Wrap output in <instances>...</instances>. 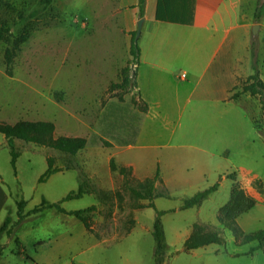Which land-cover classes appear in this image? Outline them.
<instances>
[{"label":"rangeland","instance_id":"obj_1","mask_svg":"<svg viewBox=\"0 0 264 264\" xmlns=\"http://www.w3.org/2000/svg\"><path fill=\"white\" fill-rule=\"evenodd\" d=\"M258 1L252 0L255 8ZM262 18L264 20V11ZM118 22L113 3L107 0H55L43 10L38 0H0V23L9 28L6 36L0 39V121L49 120L55 124V136L89 137L94 128V131L98 129L97 119L104 110L103 105L109 100H117L119 95V91H109L110 84L121 81L123 67L130 66L131 71L136 67L129 52L132 32L126 39ZM263 36L264 28L259 37ZM253 41V49L259 46V60L262 61L264 47L258 45L256 39ZM7 47L15 50L10 75L6 73L5 66ZM170 67L175 83L185 84L188 78H180L184 70L175 62ZM185 73L190 75V72ZM243 86L241 84V90ZM133 93L136 94V89L122 93L126 102ZM256 95L260 100V95ZM232 105L235 106L234 111L245 117L216 123L206 115L196 116L186 111L176 122V130L186 134L189 141H194V137L201 132H210L212 127H215L214 131L228 135L231 140L229 152L216 154L210 169L221 161L226 165L231 162L232 167L239 166L229 171L238 176L244 175L251 186L262 193V203L264 137L262 142L250 115H254L264 129V112L256 98L241 97ZM1 140L4 141L2 133ZM14 143L18 152L15 168L10 162L7 142L0 143V178L3 181L0 185L2 189L7 188L15 199L10 206L11 220L18 219V200L25 198L23 209L28 212L45 198L46 201H57L55 203L59 207L79 211V217L87 226L97 220L99 224L109 223L113 228L105 229L104 233L100 232L103 229L93 228L90 233H85L75 215H70L74 221L71 224L62 214L52 215L51 209L45 207L27 215L19 225L14 223L12 234L0 233V264H25L26 260H29L27 264H33L37 249H47L49 240L54 239L61 262L64 258L68 260L76 251H82L81 257L91 253L97 258L93 264H127L126 260L129 264H157L152 233L156 217H159L165 232L166 247L160 256L161 264H264L261 249L250 252L256 242H239L234 232L221 224L220 209L230 200L232 182L222 176L223 172L218 174L219 168L208 175L212 183L219 185L218 189L199 207L183 208L182 198L207 187L205 179L171 186V197L163 196L162 185L159 182L155 185L156 178L136 183L129 181L127 175L124 183L115 186V193L100 186V190H94L96 183L84 178L83 149L76 155H68L61 150L24 140L16 139ZM97 145L104 146L101 143ZM48 156L53 159V164L74 163L75 166L64 171L61 167L56 171L58 173L54 172L40 182L38 178L48 167ZM209 159V155L203 154L202 160L206 165ZM197 161V154L190 152L182 162L190 163L195 172ZM109 165L115 166L111 167L113 170L118 169L114 157L109 159ZM89 188L93 191L89 192ZM79 189L80 196L65 199L67 194ZM238 189L245 195L243 189ZM66 190L70 191L65 194ZM152 192L158 197L150 198ZM245 196L248 197V204L258 201L250 193ZM150 201L154 206L150 205ZM261 203L254 207L253 214H264ZM158 212L161 214L158 215ZM198 221L210 229H217L223 241L186 250L184 242L192 225ZM203 229L206 231V228ZM248 229H264V224L253 221ZM70 240L82 244L76 243L68 248ZM98 242L100 246L95 244ZM21 249L23 252L17 253ZM25 255L31 258L22 257ZM79 257L75 256V264H78Z\"/></svg>","mask_w":264,"mask_h":264},{"label":"crops","instance_id":"obj_2","mask_svg":"<svg viewBox=\"0 0 264 264\" xmlns=\"http://www.w3.org/2000/svg\"><path fill=\"white\" fill-rule=\"evenodd\" d=\"M107 1L113 3V9L119 18L118 23L126 39L129 38L130 32L136 30L138 20L143 18L138 37L139 54L135 72L137 90L140 97L147 102L148 109L142 114L139 135L134 144L112 146L90 144L83 148L86 166L84 178L88 182L92 180L96 183L94 190H100V186L106 191L112 190L113 193H115L113 190L116 185L125 182V175L129 181L136 183L156 178L155 185L158 182L162 185L163 193H165L163 196L171 197V186L204 179L207 187L213 185L208 175L219 168L218 174L223 172V177L230 178L232 187L237 185L243 189L245 195L250 193L258 200L255 205L235 218V222L245 233L254 232L248 229L253 221H262L264 224V214H253L254 207L263 200L262 193L255 190L244 175L238 176L235 172L229 171L231 168L239 167L237 165L232 167L231 162L226 165V162L221 161L215 164L214 169H210L216 154L229 152L230 137L214 131L215 127H212L210 132H201L194 137V141H189L190 138L186 134L177 132L176 122L186 111L196 116L206 115L209 120L216 123L232 119L241 120L245 115L234 111L235 106L232 105L241 97L256 98L259 107H262L258 95H251L241 90V84H247L248 78L255 69L264 83V57L262 61L259 60V46L253 49L255 45L253 39L258 41V45L264 47V36L259 37L264 28V20L262 17L258 21L255 19V4L252 0H159L162 8L164 5L173 10V12L169 11L172 17H180L176 11L184 10L185 21L180 22L174 19L168 21L157 18L158 0H145L143 16L139 14L138 0ZM255 24L259 28L256 33H253L252 27ZM173 62L184 70L180 78H188L185 84L178 85L173 80L170 67ZM185 71L190 72V75ZM203 106L205 111L202 112ZM215 110H217L216 113ZM250 116L256 126L257 119L254 115ZM94 130L95 128L93 132ZM257 132L260 133L258 135L263 142L264 133L259 129ZM246 136L247 133L245 134L247 142ZM4 141L7 142L5 136ZM4 141L1 140L0 143L3 144ZM190 152L197 154L198 168L195 172L190 163L182 162L187 159ZM203 154L210 156L207 165L202 160ZM111 157H114L118 169L121 167L125 169L123 173H120L118 169H111L109 165ZM71 166L75 164L60 165L57 162L53 164V167H62V171ZM2 182L0 178V183ZM239 185H242V188ZM93 189L89 188V192ZM69 191L64 192L67 194ZM149 197L158 196L152 192ZM183 199L184 197L182 201ZM13 201L15 199L10 191L7 188L5 190L4 187L2 189L0 185V225L7 215L10 216V206ZM47 202L57 201L47 200ZM261 206L264 208V202ZM45 207L51 209L52 215L62 214L67 222L73 224L74 221L70 215H75L73 213L75 210L63 206L60 207L61 209L56 206ZM75 217L81 222L85 233H90L93 228L103 229L100 231L103 233L105 229L113 228L109 223L102 225L97 220L87 226L81 217L77 215ZM15 221L12 220V222ZM198 223L203 222L198 221ZM70 241L68 248L76 243L82 244L75 240ZM95 244L100 246L99 242ZM46 247L47 249L41 247L37 249L33 264H75V256H80L77 260L78 264H93V261L97 259L91 253L81 257L82 251H76L68 260L64 258L61 262L58 257L56 239L49 240ZM21 252H23L22 249L17 251V253ZM22 257L29 259L30 255ZM24 263H29V260ZM126 263L130 262L126 260Z\"/></svg>","mask_w":264,"mask_h":264},{"label":"trees","instance_id":"obj_3","mask_svg":"<svg viewBox=\"0 0 264 264\" xmlns=\"http://www.w3.org/2000/svg\"><path fill=\"white\" fill-rule=\"evenodd\" d=\"M53 0H38L40 9L43 10L48 7ZM164 4V3H163ZM145 0H138V8L140 16L144 14ZM256 11L254 14L255 19L258 21L262 17L264 11V0L258 1ZM173 10L168 9L163 5L160 6V1L158 0L156 8V17L163 20H178L180 22L185 21L183 18L184 10H177L176 13L180 14V17L170 16V12ZM9 32V28L3 26L0 23V39L4 38ZM134 30L131 35L130 43V55L137 63L139 54L138 38L135 39ZM15 55V50L7 47L5 49V66L6 73L11 74V67L13 57ZM136 89V94H132L129 102H126L122 93L126 91H132ZM109 91H119L117 100H109L104 106V110L100 113L97 119L98 129L91 133L89 137L85 136H74V135H58L55 136V124L53 121L49 120H28L21 119L13 123H8L5 121H0V133H2L7 141V145L10 148L11 154V165L15 168L16 160L18 157V152L15 149V140H24L26 142H33L42 146H47L55 148L66 152L68 154H75L79 150L83 149L87 143L93 145L103 144L104 146L116 145H129L134 144L137 140L140 131V121L142 114L147 111V102L140 97L139 90H137L136 72L135 69L131 71L130 66H125L122 68V79L120 82H114L110 84ZM242 92H248L251 95H260V103L264 111V83L259 78L257 69L248 78L247 84L242 87ZM256 126L259 130L264 133V129L258 121H255ZM47 169L38 178L40 182L44 181L51 173L56 172L60 168L53 167V159L47 157ZM111 167H115L111 165ZM124 168L119 169L120 173L124 172ZM218 184L215 183L203 190L196 191L191 196L183 199L182 207L191 208L193 206L200 205L203 200H205L211 193H213L217 188ZM237 188V189H236ZM238 186L233 185L231 192V199L225 206L220 209L219 219L223 226H226L231 231L234 232L235 238H239V242H256V246L252 247L250 252H253L256 248L261 249L264 253V229H259L254 232L245 233L235 222V218L243 211L249 209L255 204V201H251L248 204V197H246L242 192H238ZM241 194V197H238ZM81 190L77 192H71L67 194L65 199H69L73 196H80ZM165 195V193H163ZM239 198V199H238ZM17 216L18 219L12 222L10 216H6L0 225V233L5 232L7 235L12 234V225L14 223L19 224L25 219L29 214H34L39 212L45 206H56L61 209L57 203H48L46 199L42 198L40 204L35 206L28 212H24V206L26 205V200L23 198L17 201ZM154 206L153 204H150ZM79 217V211L73 212ZM161 212H158V215ZM203 228H206L204 231ZM153 236L155 239V256L157 264H161L160 256L164 252L166 247L165 243V232L163 225L159 219L156 217L153 223ZM223 240L220 237V233L217 229H210L206 224L194 223L192 225L191 233L188 235L184 242V248L186 250H192L199 247H203L212 243H221Z\"/></svg>","mask_w":264,"mask_h":264},{"label":"water","instance_id":"obj_4","mask_svg":"<svg viewBox=\"0 0 264 264\" xmlns=\"http://www.w3.org/2000/svg\"><path fill=\"white\" fill-rule=\"evenodd\" d=\"M142 22H143V18L141 17L138 22H137V28H136V32H135V39H137L139 37V34L141 32V26H142ZM259 26L257 24L253 25L252 27V32L256 33L258 30Z\"/></svg>","mask_w":264,"mask_h":264}]
</instances>
